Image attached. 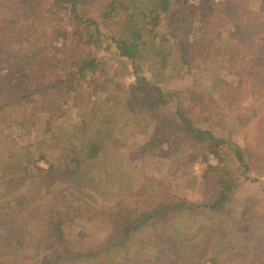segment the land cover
Returning a JSON list of instances; mask_svg holds the SVG:
<instances>
[{"label": "trees", "instance_id": "trees-1", "mask_svg": "<svg viewBox=\"0 0 264 264\" xmlns=\"http://www.w3.org/2000/svg\"><path fill=\"white\" fill-rule=\"evenodd\" d=\"M49 2L65 22L45 20L43 13L50 9L45 0H0V63L6 50L14 49L26 59L27 69L13 70L11 64L10 75L0 73V188L16 202L10 210L9 229L17 249L24 244L34 247L32 253L24 250L18 259L0 264H124L135 247L146 249L150 256L141 264L160 258L166 249L162 241L173 240L168 232L177 231L168 218L190 209L186 199L169 193L158 180L143 179L141 184L140 177L133 175L129 183L134 193L100 210L93 197L83 193L98 191L115 164L108 159L117 147L118 155L131 163L138 162L133 157L140 160L138 164L160 162L164 170L186 163L189 167L200 155L213 154L218 163L209 164L203 176V206L216 219L227 210L229 214L214 244L218 254L211 259L220 264V256L226 260L236 256L241 264H264V200L241 217L230 211L237 190L264 177V0H200L195 5L190 0H129V17L114 34L108 32L107 22L119 18L120 0ZM87 3L101 5L102 16L84 14ZM157 22L159 26L154 27ZM225 32H231L236 47L250 45L240 64L228 46L220 44ZM148 51L153 53L150 58ZM64 57H69L72 70L63 66ZM228 57L222 65V58ZM109 58L126 60L142 83L118 85L121 95L115 106L127 109L126 122L117 123L110 112L96 122L78 112L85 97L97 99L114 83L103 64ZM172 58L179 72L204 87L215 60L226 75L236 76V94H224L226 88L233 89L215 78L210 90L190 88L184 96L172 93L168 100L157 99L154 90L165 89L150 84L146 73L164 70ZM76 78L79 82L96 79L98 87L75 94L72 82ZM193 95L198 104L210 105L211 111L198 113L189 99ZM155 110L163 111L158 120H145ZM143 121V129L136 130ZM22 130L28 131L29 141ZM143 132L146 138L137 144L139 151L123 149ZM135 170L127 162L119 174ZM49 178L51 184L44 188L43 180ZM25 197L28 204L42 208L30 240L22 238L27 229H23ZM79 221L82 225L75 230ZM87 222L97 229L104 227L99 240L91 235ZM206 262L192 257L189 264Z\"/></svg>", "mask_w": 264, "mask_h": 264}, {"label": "rangeland", "instance_id": "rangeland-1", "mask_svg": "<svg viewBox=\"0 0 264 264\" xmlns=\"http://www.w3.org/2000/svg\"><path fill=\"white\" fill-rule=\"evenodd\" d=\"M53 0H45V2L50 5V9L43 14H47L45 16V20L53 23V22H62L63 16L60 17V14H58L57 10L53 9V5H51ZM200 0H196V2L191 3L192 5H195ZM221 1V0H219ZM219 1L215 0V2L219 3ZM48 5H45L46 7ZM68 9L69 6H66ZM84 10L83 13H87L88 16H97L100 18L102 14L104 13V9H102L101 5H98L97 3H87L83 6ZM46 10V9H45ZM129 10V0H120L118 4V11L117 14L120 15L119 18L116 20V22H107L108 32L111 34L116 33L117 31L122 28L123 24L127 21L128 14H130ZM144 13L141 12V17H143ZM230 17H227V21ZM65 22V19L63 20ZM160 22H157L156 24H153V26H159ZM230 27V24H228ZM33 33V30L31 31ZM35 36V35H34ZM231 32H225L222 35V39L220 44L230 49L232 54L238 58V62L240 64L241 60L243 59V56H245L249 50L250 45L245 44L244 46L236 47L233 42H231ZM44 37V35H42ZM22 52V50H21ZM19 52L15 51L14 49L6 50L5 55L1 57V61L3 60L4 63H0V73L1 74H11V70L9 66L13 64V70L19 69L27 71L26 67L24 66L26 59L23 58L22 55H20L19 58ZM153 54V53H151ZM151 54L148 51V58H150ZM7 56H9L7 58ZM64 60L62 61V64H64V67L69 66V57H64ZM222 65L225 62L229 61L228 59L222 58ZM170 65L166 66L164 70H158L154 73H146L148 82L152 85L163 87L165 90H154L155 97L159 99V96H161L164 100H168L169 96L172 93L179 94L180 96H184L183 94L190 90V88L195 90H210V84L215 78H220L224 81V84L227 87H230L233 89V91L229 90V88H226L225 93L228 96H233L236 94V90L239 87L236 76H228L225 72H223L222 67L216 65V61L213 60L212 63L209 65V69L207 70L208 74V82L206 87H204L203 84H199V82L196 84L193 81L192 76L183 75L182 72H179L178 69L175 67V60L172 58L169 62ZM27 64V63H26ZM103 64L109 69L110 75L114 77V83H110L107 87V90L105 93H100V97L91 96L85 97L86 102L84 101V106H82L78 112L81 117L84 115H87L86 117L89 119L90 117H93V119L96 122V119L103 118L104 115H106L108 112L114 115V118L117 119V123L119 120H122L126 122V115H127V109L123 106H119L116 100V97L119 99V96L121 95L119 86L122 87H129L133 84H142L141 82H137L136 76L132 73L131 68L129 67V64L126 60H119V61H113L110 58ZM74 69V68H73ZM237 66L233 70H236ZM69 70H72V68L69 66ZM205 76H207L205 74ZM204 77V76H203ZM205 78V77H204ZM23 80V79H21ZM93 81V82H90ZM85 82H79L77 81V78L75 81L72 82V87L74 89L73 93L77 94L78 90H83L88 92H93L96 90L98 85L94 82L95 80H90ZM200 81V80H199ZM89 83V85H88ZM29 85L30 82L25 83L24 88H26V85ZM71 85V84H70ZM17 88H23L22 85L17 86ZM23 88V89H24ZM94 88V90H93ZM220 88V87H219ZM19 89L21 92H24L25 90ZM27 90V89H26ZM98 90V89H97ZM100 92V91H99ZM98 92V95H99ZM183 92V93H182ZM216 93H214L215 96ZM72 96V95H71ZM218 96V94H217ZM219 97V96H218ZM191 101H193L191 104L194 105L198 109V113H208L211 111L210 105H201L198 104L200 101L197 100L196 96H190ZM210 100V99H207ZM223 104H226L227 101H222ZM165 107V105H164ZM163 107V111H164ZM175 110L177 109V105L174 103ZM173 109V108H172ZM162 111V112H163ZM162 112H159L158 110H155L152 114H150L147 119L150 120L151 118H154L155 120H158L162 114ZM116 123V124H117ZM97 124V123H96ZM145 125V122L141 124L139 128L136 130H142ZM18 129L19 126H18ZM12 130V129H11ZM12 132V131H11ZM24 134V139L28 140L31 139L29 137H26V133L28 131H20ZM218 133L222 134V131H219ZM230 132H227L226 136L228 137V134ZM10 134V132H9ZM146 138V134L140 133V139L135 141V139H130L129 142H127L123 147L124 150L129 149L131 151H139L140 146L138 147L137 144L141 143ZM135 141V142H134ZM143 143V142H142ZM58 151V150H56ZM119 147L115 148L113 152L109 155L110 161H113L115 164L113 167H111L110 174L104 175L106 178L103 179V182L99 185L98 191H91V189H85L83 193L90 194L91 201L97 205H99L97 208L100 210L103 206L109 205L111 203H115L116 200H119L121 197L124 196H131L135 189L131 187L132 183H129V181L133 180V176L136 178L140 177L141 184L144 182V180L149 182L151 179H155L161 182L160 186L166 185L165 189L171 193L175 194L178 197H182L186 199V201L190 205L189 210H183L181 213H179L178 216H171L168 218V221L172 224H176L177 231H170L169 237H175L173 240H170L168 242L162 241L164 247H166L165 251L163 252L162 256L158 259H154L153 263L149 264H181L179 261L184 260V264H189L192 257H195L197 261H206V264H215L212 259L211 255H214V253L217 255L218 252L214 248L215 241L221 237V224L224 222L226 217L229 214V210L223 212L220 214L219 219L213 218L208 210L203 206V203L205 201V187L203 182V176L207 170V166L209 164H217L218 158L213 156V154H209L206 156L205 154L200 155L195 159L193 164H191L188 167V163L178 166L177 168L167 169L164 170L162 168L163 164H160V162H146V163H140V160L136 157H133V160H138V162L131 163L129 158L119 156ZM119 154V155H118ZM122 158V159H121ZM152 159L151 157H149ZM121 160V161H120ZM124 160V161H123ZM123 161V162H122ZM129 162L131 167H136V170L134 174H119L121 171L122 164H125ZM119 163V164H118ZM41 166L46 167L45 163H40ZM188 167V168H187ZM133 175V176H132ZM144 179V180H143ZM118 180H122L123 186L119 184ZM45 183L43 184V187L45 188L48 184L47 188L50 186L51 181L50 178L43 180ZM9 184V182L7 181ZM16 183L20 184V178L16 180ZM5 184V183H4ZM140 185V183H138ZM4 186V185H3ZM130 187V188H129ZM138 187V186H137ZM4 189L0 188V263H9L12 260H16L19 258L20 254L24 252V250H27L28 254L32 253L33 246L30 244H24L23 248L16 247V242L13 240L11 234L12 230L9 229V226L13 224L12 218H10V210L11 208H16V202L12 201V197H5L4 196ZM45 191V190H44ZM22 193H26V190L23 189ZM96 194V198H95ZM123 195V196H121ZM25 197L22 199L23 204V213L25 216V226L23 229H26L25 232L22 234V238H25L24 240H30L32 238L33 232H35V224L37 218L41 216V209L42 208H36L34 203L32 205L28 204V201H26ZM83 201H85L84 197H81ZM264 200V177L263 180L256 183H247L243 187L237 190L235 196H234V202L230 208V211L232 210V213L237 216H243L247 215L248 210L251 205L256 206L258 201ZM42 200L44 197L42 196ZM90 201V202H91ZM29 206L34 207V209H31ZM92 214V213H90ZM6 215V217H5ZM83 219L86 218V215H83ZM86 220V219H84ZM168 224V223H167ZM82 225V222H77L74 224V227L77 230ZM87 227L90 224L87 222L85 224ZM100 225V222H99ZM104 227L100 225V228L97 229L95 225L90 226V233L91 235L96 236V240H99L103 235ZM28 230L30 232V237H27ZM157 233V232H156ZM25 234V235H24ZM104 234V233H103ZM159 236H162V234L159 232L157 233ZM181 235V236H176ZM101 235V236H100ZM11 236V237H10ZM94 236V237H95ZM149 238V236H147ZM146 238V239H148ZM26 242V241H25ZM182 253V254H181ZM150 256L148 255V251L144 248L135 247L133 249L132 256H129L124 264H141L143 260L148 259ZM220 264H241V259L237 258L236 256H231L229 260L224 259V256H220Z\"/></svg>", "mask_w": 264, "mask_h": 264}, {"label": "built area", "instance_id": "built-area-1", "mask_svg": "<svg viewBox=\"0 0 264 264\" xmlns=\"http://www.w3.org/2000/svg\"><path fill=\"white\" fill-rule=\"evenodd\" d=\"M217 1H219V0H217ZM190 2H191V3H194V2H196V0H190Z\"/></svg>", "mask_w": 264, "mask_h": 264}]
</instances>
